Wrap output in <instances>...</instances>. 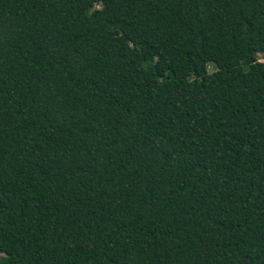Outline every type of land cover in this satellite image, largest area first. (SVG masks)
<instances>
[{"label": "trees", "instance_id": "trees-1", "mask_svg": "<svg viewBox=\"0 0 264 264\" xmlns=\"http://www.w3.org/2000/svg\"><path fill=\"white\" fill-rule=\"evenodd\" d=\"M261 52L264 0H0V264H264Z\"/></svg>", "mask_w": 264, "mask_h": 264}, {"label": "rangeland", "instance_id": "rangeland-1", "mask_svg": "<svg viewBox=\"0 0 264 264\" xmlns=\"http://www.w3.org/2000/svg\"><path fill=\"white\" fill-rule=\"evenodd\" d=\"M257 59L259 60V61H264V53H258L257 54ZM215 68V66H214V64L213 63H208V66H207V71L208 72H210V71H212L213 69Z\"/></svg>", "mask_w": 264, "mask_h": 264}]
</instances>
